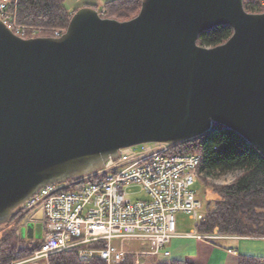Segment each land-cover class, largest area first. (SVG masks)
I'll return each instance as SVG.
<instances>
[{
	"label": "water",
	"instance_id": "obj_1",
	"mask_svg": "<svg viewBox=\"0 0 264 264\" xmlns=\"http://www.w3.org/2000/svg\"><path fill=\"white\" fill-rule=\"evenodd\" d=\"M245 0H142L128 21L90 6L61 37L0 19V230L50 185L92 176L122 149L177 145L221 125L264 157V13ZM229 26L207 48L199 36ZM28 232L40 240L41 223Z\"/></svg>",
	"mask_w": 264,
	"mask_h": 264
},
{
	"label": "built area",
	"instance_id": "obj_2",
	"mask_svg": "<svg viewBox=\"0 0 264 264\" xmlns=\"http://www.w3.org/2000/svg\"><path fill=\"white\" fill-rule=\"evenodd\" d=\"M11 4L12 0L0 3V19L5 26L23 39L42 36L45 29L18 22ZM66 31L55 30L53 37H61ZM171 147L145 143L125 148L118 159L111 158L92 176L41 189L21 208L23 218L15 230L20 238L22 227L41 223L40 247L10 264H50L53 255L70 250L82 261L99 258L105 264H123L132 254L134 264H153L149 255L166 254L167 245L177 236L178 212L187 213L197 226L216 208L205 207L192 189L200 178L202 156L173 154ZM88 178L96 179L65 190ZM130 185L141 186L146 198L129 200L126 188ZM187 236L202 241L226 238L203 235L197 229ZM134 242L149 244L151 252L132 249Z\"/></svg>",
	"mask_w": 264,
	"mask_h": 264
},
{
	"label": "trees",
	"instance_id": "obj_3",
	"mask_svg": "<svg viewBox=\"0 0 264 264\" xmlns=\"http://www.w3.org/2000/svg\"><path fill=\"white\" fill-rule=\"evenodd\" d=\"M66 0H12L11 11H16L22 25L45 29L44 33L54 36L55 30L67 29L72 13L65 5ZM97 9L103 18L128 21L135 18L142 0H111L104 5H88ZM245 9L250 13H264V0H245ZM233 35L229 26H218L203 32L198 44L214 48L226 43ZM173 154H198L202 156L199 169L200 179L220 197L214 213L196 226L203 235L239 236L264 238V157L240 135L221 125L203 136L173 145ZM238 174L231 185H213L211 179ZM96 178H88L65 190ZM23 218L20 210L5 227L17 228ZM4 227V228H5ZM4 240L0 243V264H10L25 258L40 247L38 239L23 241ZM18 244L25 245L17 247ZM19 252V256L15 254ZM50 264H105L99 258L82 261L74 250L53 255ZM123 264H134L133 256L127 255ZM158 264H195L191 259L160 260ZM239 264H264V258L240 256Z\"/></svg>",
	"mask_w": 264,
	"mask_h": 264
},
{
	"label": "crops",
	"instance_id": "obj_4",
	"mask_svg": "<svg viewBox=\"0 0 264 264\" xmlns=\"http://www.w3.org/2000/svg\"><path fill=\"white\" fill-rule=\"evenodd\" d=\"M6 0H0V3ZM103 0H66L65 5L70 13L88 5L100 4ZM111 0H105V3ZM104 2V1H103ZM184 235L189 238V236ZM178 236V233H177ZM183 236V235H179ZM224 241V242H223ZM170 251L174 259H191L195 264H239L240 256L264 257V238H242L227 236L221 243L213 244L207 240L187 239L185 244L173 246ZM188 244V248L185 246ZM147 249H151L148 246ZM162 255V254H161Z\"/></svg>",
	"mask_w": 264,
	"mask_h": 264
},
{
	"label": "rangeland",
	"instance_id": "obj_5",
	"mask_svg": "<svg viewBox=\"0 0 264 264\" xmlns=\"http://www.w3.org/2000/svg\"><path fill=\"white\" fill-rule=\"evenodd\" d=\"M11 1V0H10ZM104 1V2H103ZM102 2H100L101 5L105 4V0H103ZM43 37H48V34L43 33L42 34ZM51 37V36H50ZM53 37V36H52ZM238 174H229L227 176H223V177H219L217 179H211L209 180V183L213 184V185H231L232 183H234V181L237 179ZM195 193L197 194L198 198L200 201H202V203L204 204V206L206 207L207 205L209 206H213L214 208L216 207V203L218 201H220V197L217 193H215L209 186H206L203 181L198 178L196 180L195 185L192 188ZM126 192H127V198L133 202L137 201V200H143L146 198V194L145 191L143 190V188L141 186L138 185H130L126 188ZM176 219V227H177V233L178 236H176L175 238H173V246H177V245H181V244H185L187 239L189 238H193V237H185L184 235H186L187 233H190L192 231H194L196 229V222L194 220H192L189 215L185 212H178L175 216ZM179 235H183V236H179ZM227 237V236H226ZM244 238V237H242ZM245 238H254V237H245ZM21 239L23 241H30V240H34V233H30L28 232V227H22L21 228ZM4 240H15L18 241V237L15 234V228L9 226V227H3L2 230H0V243ZM196 240H198L196 238ZM223 240V238H218V239H208L207 241L213 243V244H218L221 243ZM224 242V241H223ZM22 244H18L17 247H20ZM148 246H150L149 244L146 243H142V242H134L131 244V248L134 250H141L142 252H145V254H149V252H151V249H147ZM188 244L185 246L186 248ZM171 248V244L167 245V252L166 254H162V255H157V256H153V255H149V261H151V263L153 264H158V262L160 260H171L170 258H174L177 257L175 254H172V252L170 251ZM132 255V254H131ZM133 256V261L135 263L136 261V257ZM254 257V256H252ZM258 258H264V257H258Z\"/></svg>",
	"mask_w": 264,
	"mask_h": 264
}]
</instances>
